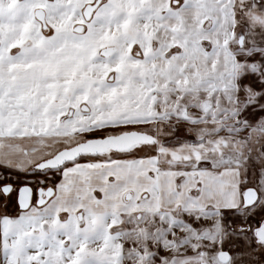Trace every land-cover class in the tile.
Masks as SVG:
<instances>
[{
    "label": "snow or ice",
    "instance_id": "snow-or-ice-1",
    "mask_svg": "<svg viewBox=\"0 0 264 264\" xmlns=\"http://www.w3.org/2000/svg\"><path fill=\"white\" fill-rule=\"evenodd\" d=\"M0 264H264V0H0Z\"/></svg>",
    "mask_w": 264,
    "mask_h": 264
}]
</instances>
